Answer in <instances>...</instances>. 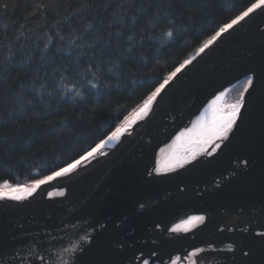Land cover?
Segmentation results:
<instances>
[{
    "label": "water",
    "instance_id": "95a60500",
    "mask_svg": "<svg viewBox=\"0 0 264 264\" xmlns=\"http://www.w3.org/2000/svg\"><path fill=\"white\" fill-rule=\"evenodd\" d=\"M230 32L219 48L191 57L158 106L129 127L120 145L106 147L107 155L82 161L71 178L49 181L21 201L0 199V264H20L21 257L32 264L29 247L46 248L55 264H264L258 83L235 134L218 141L220 149L182 168L156 171L176 137L202 122L216 96L245 82L249 70L261 73L264 12L254 11ZM193 216L205 219L186 224ZM71 232L77 236L69 242L64 234ZM73 245L79 248L72 257L61 255Z\"/></svg>",
    "mask_w": 264,
    "mask_h": 264
},
{
    "label": "trees",
    "instance_id": "16d2710c",
    "mask_svg": "<svg viewBox=\"0 0 264 264\" xmlns=\"http://www.w3.org/2000/svg\"><path fill=\"white\" fill-rule=\"evenodd\" d=\"M4 2L10 3V11L0 15V47L4 55L11 48L15 56L7 74L0 76V92L9 85L14 89L12 102L0 104V184L21 185L51 174L94 145L123 107L130 113L139 106L156 83L154 74L167 77L174 66L197 53L213 30L256 0H57L55 8L39 7L49 0ZM168 30H173L171 37L166 36ZM77 37H82L77 43L86 46L89 56L91 46L106 53L105 72L115 67L124 74L109 81L115 89L109 95L94 96L86 83L91 76H78L84 66H75L80 51L68 44ZM66 66L61 78L56 70ZM41 82L47 83L42 98L37 91ZM73 86L84 92V100L73 104L66 96L68 102H61L65 89ZM236 88L225 98H238ZM21 97L23 109L15 103ZM95 112L100 118L93 120ZM60 120L64 126L57 124Z\"/></svg>",
    "mask_w": 264,
    "mask_h": 264
},
{
    "label": "snow or ice",
    "instance_id": "6c2138e0",
    "mask_svg": "<svg viewBox=\"0 0 264 264\" xmlns=\"http://www.w3.org/2000/svg\"><path fill=\"white\" fill-rule=\"evenodd\" d=\"M48 6L55 8L57 6V0H49L48 5H39L41 8ZM87 6V4L82 5L78 10L82 11L83 8ZM14 7V4L11 5L12 11H14ZM256 10L264 12V0H256L255 3H251L250 6L240 11L239 14L235 15V17L232 18L230 22L219 25L217 29L213 30V34L208 35V37L203 40V44L197 50L198 54H206V49L214 51L215 49L210 47L214 44L216 48H219L220 45L223 44L228 38L225 36L224 39H221L223 34L227 33L230 36V30H233L234 26H237L241 22L245 21V19ZM9 11L10 3L0 0V15L7 14ZM165 15L167 16V13ZM133 19H135V17ZM117 23L119 24L120 22L117 21ZM53 26L55 27V25ZM89 27L92 26L89 25ZM20 28V35H24V32L22 31L24 25H20ZM172 35L173 30H168L166 32V36L171 37ZM59 38L61 41L65 39L63 36H60ZM80 39H82V37H77L76 39L70 38L68 40L70 47H74L80 51V55L76 57L75 66L80 67L82 62L84 64L83 71L78 73V76L86 77L90 75L92 79L86 80V83L89 85L91 90H94L92 94L99 97L107 96L115 90L114 86L109 83V81L113 78L120 79L124 74L117 72L115 67H109L107 68V72H105V64L108 63V61L104 59L106 53L103 51L97 52L95 50L97 46H91L92 54L89 56L88 52L84 51L86 46L82 43H77V40ZM128 40L130 43H133V38L131 36L128 37ZM150 40L151 38H149V42ZM218 40L219 43H217ZM51 42L52 37L49 36L48 43ZM142 43L143 41H141V44ZM185 44L186 46H190L187 41ZM45 47H47V44ZM129 52H131V49H129ZM14 56L15 53L11 50V48L8 49L7 55H4L2 47H0V76L7 74ZM128 58L131 59V56ZM29 59L31 58L29 57ZM192 63V60H184L183 62L179 63L178 67L174 66V70L170 71L167 77H164L161 73L154 74L152 79H155L156 83L153 85L152 89H150V91L141 98L139 106L133 108L130 113H128L127 107H123L119 117L117 120L113 121L104 137L94 142V145L79 153L78 156L73 158L71 161H66L63 165L59 166L57 170H53L51 174L45 175L43 178L35 179L31 185L12 186L5 184V191L0 192V199L7 198L14 201H21L25 199V196L23 195L24 193H27L30 196L41 185H44L49 181H52L56 178H71V174L76 172L82 161H87L98 156L107 155L104 149L106 147L112 149L114 145H120L122 143V138H125L126 134L131 135V133H129V127L136 125L137 121L149 116L154 104L158 106V98H163L162 93H165L166 87L170 84V82H173L174 78H177L178 73H180L182 69L186 68V66L191 65ZM67 70L68 69L66 66L56 71H58L61 75V78H63V74ZM249 71H251L252 74H245V87L243 88V91L240 92L236 102L228 105L226 109L222 110L218 106V101L221 100L223 93L216 96L210 106L213 111L212 119L210 121H204V118L202 117L201 120L204 121L203 123L198 121L197 124L192 128L181 132L180 135L176 137V142L172 146L171 154L165 156V159L162 162L164 168H157V172H160L161 170L167 171L171 168H182L186 164H189L191 161L195 160L198 155H211L217 149H220L221 145L218 143V141L230 140L231 136L235 134L236 129L239 127L238 121L242 117V112L247 109V96H252L257 92V83L259 84V102L261 110L264 111V67H262L261 73L259 75L253 70ZM51 82L53 85H55V74L53 75ZM46 89L47 83L41 82L39 89L37 90L41 98L46 93ZM85 91H87V89ZM13 92L14 89L10 85L7 86L3 92H0V104L11 103ZM47 94L50 97L52 95V93ZM132 95H134V93ZM66 96L71 97V102L73 104H78L85 98L84 92L78 90L75 86L70 89H65L64 96H61L60 98L61 102H68L65 99ZM15 103L19 104L21 109L24 108L22 97L17 98ZM13 108L15 109V105H13ZM98 118H100V112H95L92 119L95 120ZM79 119H83V117H79ZM69 123H71L70 120ZM57 124L64 126L65 121H57ZM97 162L99 163V161ZM244 163L247 165L248 162L245 161ZM58 195L64 196L65 192L61 191L58 193ZM204 219L205 218L203 216H193L185 223L192 224L193 221H203ZM186 230L187 228H185V231ZM64 235L67 236L69 242H71V240L77 236V233L71 232L65 233ZM79 239L83 241L86 239V237L81 236ZM262 239H264V234H262ZM63 242L64 237H61L59 243L62 245ZM78 248V245L64 248L61 255L72 257L78 251ZM28 251L31 253L29 258L31 259L32 264H46V261H52V264H55L52 254L46 248H42V250L38 252H32L31 247H29ZM245 255H247V253H245ZM20 264H23V257H21ZM60 264H69V261L62 259Z\"/></svg>",
    "mask_w": 264,
    "mask_h": 264
},
{
    "label": "rangeland",
    "instance_id": "374dc122",
    "mask_svg": "<svg viewBox=\"0 0 264 264\" xmlns=\"http://www.w3.org/2000/svg\"><path fill=\"white\" fill-rule=\"evenodd\" d=\"M236 94H237V97L239 96V94H240V92H242L243 91V88L245 87V82H243V83H239V84H237L236 85ZM235 88V87H234ZM232 95V94H231ZM231 95H230V97H231ZM228 97V100L225 102V104H227V105H231V104H233V103H235L236 102V100H237V98L235 97ZM218 106L223 110V109H226L227 107H224V100L223 99H221L219 102H218ZM204 121H202L201 123H203ZM5 184H9V185H12V186H27V185H31L32 183H24V184H21V185H19V184H10V183H8V182H4V183H1L0 184V192H4L5 191V189H4V185Z\"/></svg>",
    "mask_w": 264,
    "mask_h": 264
},
{
    "label": "bare ground",
    "instance_id": "6f19581e",
    "mask_svg": "<svg viewBox=\"0 0 264 264\" xmlns=\"http://www.w3.org/2000/svg\"><path fill=\"white\" fill-rule=\"evenodd\" d=\"M219 102V101H218ZM213 111L212 108L204 116V121H210L212 119Z\"/></svg>",
    "mask_w": 264,
    "mask_h": 264
}]
</instances>
